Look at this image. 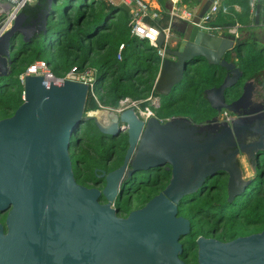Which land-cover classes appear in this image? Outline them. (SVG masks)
<instances>
[{
	"label": "water",
	"instance_id": "1",
	"mask_svg": "<svg viewBox=\"0 0 264 264\" xmlns=\"http://www.w3.org/2000/svg\"><path fill=\"white\" fill-rule=\"evenodd\" d=\"M209 3L200 0L191 20L170 21L179 39L164 47L151 87L158 96L167 94L187 66L203 60L223 67L221 81L200 93L214 114L199 122H191L188 113L142 119L133 107L83 111L86 83L24 76L22 101L0 118V210L7 209L5 231L0 225V264H182L176 253L189 221L177 214L179 200L219 171L226 175L225 200L244 189L254 170L253 150L264 154V62L245 75L232 53L237 34L195 24ZM163 7L169 10L171 1ZM23 19L19 11L0 34V75L8 72L16 34L27 40L34 29H43ZM258 19L256 1L253 24ZM251 32L261 44L264 28ZM162 37L159 32L157 44ZM239 79V94L230 99ZM89 117L103 133L124 131L127 141L121 163L101 170L102 180L92 186L75 180L70 157L77 127ZM160 166L169 171L163 187L143 205L118 215L112 201L121 181ZM194 240L199 264H264V228L223 242Z\"/></svg>",
	"mask_w": 264,
	"mask_h": 264
},
{
	"label": "trees",
	"instance_id": "2",
	"mask_svg": "<svg viewBox=\"0 0 264 264\" xmlns=\"http://www.w3.org/2000/svg\"><path fill=\"white\" fill-rule=\"evenodd\" d=\"M156 1L160 7L159 18L151 22L164 25L169 18L168 11L163 7L167 0ZM178 1L193 5L200 0ZM250 1L221 0L207 24L217 26L223 31H226L225 27L231 25H236L240 30L248 29L247 25L252 21L256 1L259 2V17H264V0H254L253 9L249 6ZM102 10L101 20L96 21L98 13ZM20 11L24 14V24H43V29H34L29 38L19 40L16 47L14 42L8 72L5 76L0 75V118L10 115L22 101V83L16 75L36 58L44 59L56 76H61L72 66L77 69L93 68L94 86L102 88L97 99L105 105H116L117 100L123 96L142 98L150 91L158 70V55L155 47L146 39L130 33L129 11L119 3L112 0H33L22 5ZM253 39V33L244 40L238 38L239 42L234 49L235 63L245 75H250L263 65L264 46L257 50L258 42ZM120 42H123V47L120 58H117V45ZM223 72V67L209 64L205 60L195 66H187L180 80L173 84L169 92L159 95V104L154 114L159 118H165L188 113L193 121L212 115L214 111L200 93L205 87L217 85ZM237 91L238 89H233V93ZM145 103L146 101H142L140 104ZM96 107L97 102L90 93H87L83 111ZM83 122L79 134L78 130L82 123L73 136L77 141L75 147L70 150V157L75 180L92 186L102 180V177L97 175L101 170L108 171L121 163L127 146L126 133L124 131L115 134L103 133L90 117ZM140 172L139 175L135 172V177H127L128 180L120 184L121 191H126L125 199L116 198L115 203L120 205L121 201H124L125 211L131 208L132 199L129 195L131 186H134L136 191L134 206H141L163 187L169 176V171L161 166L150 167ZM217 178L215 183L225 195V179L221 176ZM258 179L260 180L258 187L264 192V173L258 176ZM101 183L96 185L100 186ZM247 197H250L249 194ZM185 198L186 195L177 204L178 214L187 216L193 207L202 211L201 207L206 201L205 194H197L193 206H190ZM253 199L257 204L256 213L259 216L260 227L264 225V195L259 191ZM230 228L234 227L227 228L225 238L235 235L228 233ZM201 233L200 228L191 227L181 240L193 242Z\"/></svg>",
	"mask_w": 264,
	"mask_h": 264
},
{
	"label": "built area",
	"instance_id": "3",
	"mask_svg": "<svg viewBox=\"0 0 264 264\" xmlns=\"http://www.w3.org/2000/svg\"><path fill=\"white\" fill-rule=\"evenodd\" d=\"M33 0H0V34L8 29L12 24L16 14L20 11L22 5ZM123 3L127 4L129 9V27L130 33L136 35L139 38L146 39L152 46L155 47V52L158 55V65L162 57L164 56V47L171 43L172 30L170 26V21L174 18H183L186 20H191L193 12L197 5L193 4L191 9H187L182 6L180 8L176 7V2L178 0H170L171 8L168 11L169 18L164 25H157L151 22V20L159 18V4L156 0H121ZM221 0H210L207 8L204 10L203 14L198 18L195 24L207 31H223L217 26H211L207 24V21L213 17L215 11L218 9ZM254 5V0L249 2V6L252 9ZM236 25H231L225 27L226 30L233 32L236 35L235 28ZM163 34L161 44H157L155 39L158 33ZM123 47V42L118 43L116 57L120 58V51ZM40 74L43 78L48 80H58V79H72L81 81L87 84V93L95 99L97 102L96 108L109 109L115 112H120L126 108H132L138 115L145 116L155 115L151 107H157L159 104V96L156 94L153 88L147 93L146 96L142 98H131L130 96H123L117 100L116 105H105L98 101L97 95L102 91L101 86H94V69L91 67H83L77 69L74 66L66 70L61 76L54 75L49 69L48 64L42 58H36L29 62L24 70L17 73V78L22 83L23 78L26 74ZM155 79V78H154ZM154 82V80H153ZM153 84V83H152ZM152 87V85H151ZM142 101H146L145 104L141 105Z\"/></svg>",
	"mask_w": 264,
	"mask_h": 264
},
{
	"label": "flooded vegetation",
	"instance_id": "4",
	"mask_svg": "<svg viewBox=\"0 0 264 264\" xmlns=\"http://www.w3.org/2000/svg\"><path fill=\"white\" fill-rule=\"evenodd\" d=\"M259 20H262L264 22V17L263 16L259 17L258 21ZM250 23L252 25V29H254L258 24V23L253 24V18ZM238 30L240 31V29L237 28V31ZM236 34L239 38L240 33L238 35V33L236 32ZM250 34H252L251 31H250ZM172 36L174 37L176 41L179 39V34L176 31L172 30ZM263 46H264V39H262V43L258 44L256 48L258 50V49H261ZM232 53H233L234 60H235V52H232ZM224 56L228 58V53L224 54ZM242 80L243 79L241 80L239 79L237 81V84L234 86V89H238V91L233 93L230 99L237 97V95L239 94V87H240V83L242 82ZM225 98L228 100V97H226V95H225ZM210 116L205 117L203 119L209 118ZM199 121L191 120V122H199ZM258 150L260 149L255 148L253 150L254 170H252L250 181L247 183L244 189L238 195H235L230 201L225 200L226 189H225V195H223L219 190L220 188L217 187V184L215 183L216 179H218L217 177L221 176L225 179L226 175L223 174L221 171L217 173L216 177L212 176L207 179L205 178L204 182L201 184L202 187L200 186L201 188L199 187L193 193L186 195L185 200H187L190 206H193V200L197 194L203 193L206 196V199H205L206 201L201 207L202 211H198L197 207H193L188 212L187 216L180 214L186 217L189 221L188 231L191 227L198 228V229L200 228L202 233L197 236H201L204 238H213L215 240L223 242V241L232 239L236 236L248 235L250 233L258 232L264 228V225L259 227V224H260L259 216L256 213L257 204L254 201V199L252 200V198H254L258 194L259 191L261 195H264L263 194L264 192L258 187V182L260 181L258 179V176H262L264 173L263 171L264 170V154L256 156L255 153ZM164 170H167V169H164ZM147 173H150V172H147ZM135 175L136 174L133 173L128 178H133L135 177ZM128 178L122 181L126 182ZM121 187L122 185H119V192L114 196L112 205L115 208L116 213L118 215L125 216L130 209H133L139 206L132 207L129 210L125 211L124 208L122 209L120 205L115 203L116 198H121V197L123 198L124 195L126 194V191L125 192L121 191ZM248 194L250 196L249 198L247 197ZM99 199L101 200V196L99 197ZM6 211L7 209L0 210V225L3 231H5L6 229L5 222H4ZM231 226H233L234 228H230L228 233L235 234V235L229 238H225V234H227L226 230L227 228ZM182 237L179 239L180 240V250H178V252L176 253L177 254L176 259H178L182 264H199V262L196 259V254H197L196 241H193V242L182 241L181 240Z\"/></svg>",
	"mask_w": 264,
	"mask_h": 264
},
{
	"label": "rangeland",
	"instance_id": "5",
	"mask_svg": "<svg viewBox=\"0 0 264 264\" xmlns=\"http://www.w3.org/2000/svg\"><path fill=\"white\" fill-rule=\"evenodd\" d=\"M61 1V0H60ZM87 1H92V0H87ZM76 2V1H75ZM182 6H184V7H186L187 9H191V6L192 5H189V4H186V3H180L179 1L178 2H176V7L177 8H180V7H182ZM102 12H103V10L102 11H100L99 13H98V15H97V20L96 21H100L101 20V18H102V16H103V14H102ZM19 40H21V35L20 34H16V36H15V45H14V47H16V45H17V43L19 42ZM199 64V63H198ZM195 65H197V64H195ZM194 65V66H195ZM6 74H3V76H5ZM101 85L103 86L104 85V82H102L101 83ZM160 95V94H159ZM163 95V94H162ZM151 109H152V111L153 112H155V109H156V107H151ZM91 118V117H90ZM92 120H93V118H92ZM84 121V120H83ZM83 121H81L80 123H82L81 125H80V128H79V130H78V134H79V132H80V129L82 128V126H83V124H84V122ZM94 121V120H93ZM79 123V124H80ZM119 123H121V122H119ZM72 140H74V138L72 139ZM75 147V143H73L72 144V146H71V150L73 149ZM74 167V166H73ZM139 173H141V172H137V175H139ZM256 178H257V176H256ZM135 194H136V191H135V187L134 186H131V188H130V198L132 199V203H131V208L132 207H135L134 206V203H135V201H134V197H135ZM124 199H125V197H123ZM120 206H121V208L123 209V207L125 206L124 205V201H121V204H120Z\"/></svg>",
	"mask_w": 264,
	"mask_h": 264
},
{
	"label": "crops",
	"instance_id": "6",
	"mask_svg": "<svg viewBox=\"0 0 264 264\" xmlns=\"http://www.w3.org/2000/svg\"><path fill=\"white\" fill-rule=\"evenodd\" d=\"M112 1L115 2V3H119V4L123 3L121 0H112ZM247 26H248V29H241L240 31H239V30L237 31V28H238V27L235 28V32H237L238 35H239V33H240L239 38H240L241 40H244V38H247V37L250 36V31L252 30V25H251V23H249ZM258 26L264 28V22H263L262 20H259V21H258V24H257L256 27H258ZM256 27H255V28H256ZM174 40H175L174 37L171 36V44L174 43ZM175 41H176V40H175ZM257 42H258V41H257ZM258 44H259V42H258ZM258 44H257V45H258ZM158 67H159V65H158ZM157 94H158V93H157Z\"/></svg>",
	"mask_w": 264,
	"mask_h": 264
},
{
	"label": "bare ground",
	"instance_id": "7",
	"mask_svg": "<svg viewBox=\"0 0 264 264\" xmlns=\"http://www.w3.org/2000/svg\"><path fill=\"white\" fill-rule=\"evenodd\" d=\"M125 133V132H124Z\"/></svg>",
	"mask_w": 264,
	"mask_h": 264
}]
</instances>
